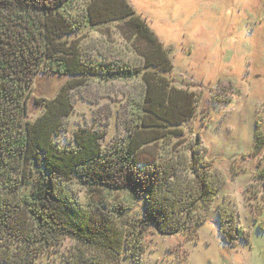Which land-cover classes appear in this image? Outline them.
Instances as JSON below:
<instances>
[{
  "label": "trees",
  "instance_id": "16d2710c",
  "mask_svg": "<svg viewBox=\"0 0 264 264\" xmlns=\"http://www.w3.org/2000/svg\"><path fill=\"white\" fill-rule=\"evenodd\" d=\"M75 1L0 0V264H35L64 238L78 244L64 264H144L150 226L162 236L197 237L226 183L200 135L186 140L183 126L199 95L172 84L169 51L145 21L127 0H90L77 14ZM112 22H119L123 43L107 52L69 39L84 26ZM38 72L73 78L29 121ZM94 80L137 82L117 113L122 133L106 146L103 132L82 127L72 145H60L55 138L68 128L71 92ZM254 138L259 153V122ZM257 178L264 187V169ZM74 184L126 193L143 202L144 214L126 215L131 208L122 200L84 205L69 188ZM217 218L224 243L249 240L230 200L218 205ZM255 220L264 232V218Z\"/></svg>",
  "mask_w": 264,
  "mask_h": 264
},
{
  "label": "rangeland",
  "instance_id": "374dc122",
  "mask_svg": "<svg viewBox=\"0 0 264 264\" xmlns=\"http://www.w3.org/2000/svg\"><path fill=\"white\" fill-rule=\"evenodd\" d=\"M89 1L76 0L75 14ZM127 1L168 49L173 63L168 74L172 84L199 95L195 115L183 126L186 140L203 134L209 146L216 148H213L216 158L210 156L208 148L206 153L226 179L216 195V204L230 200L238 224L250 233L248 241L240 239L235 246L224 243L218 233V205L214 204L195 238L183 234L162 236L150 226L143 236V263L264 264V232L255 220L256 216L264 218V187L257 178V173L264 169V148L254 153L253 146V150L241 153V145L246 147L252 129L255 134L256 122L264 134V0ZM118 24L84 26L69 39L107 52L123 43ZM72 78L38 72L28 99L26 119L36 120L44 111L39 104L55 98ZM136 88L137 82L94 80L72 91L75 101L68 128L55 140L62 146L72 145L75 132L90 127L104 133L102 143L108 146L122 133L117 113L127 94ZM69 188L84 205L122 200L131 208L126 215L144 214L143 202L130 199L126 193L90 192L80 184ZM73 248H78L77 242L64 238L60 245L41 253L35 264H64L66 254ZM121 264H129V259L124 258Z\"/></svg>",
  "mask_w": 264,
  "mask_h": 264
},
{
  "label": "crops",
  "instance_id": "0c3cea01",
  "mask_svg": "<svg viewBox=\"0 0 264 264\" xmlns=\"http://www.w3.org/2000/svg\"><path fill=\"white\" fill-rule=\"evenodd\" d=\"M254 123V122H253ZM254 125V124H253ZM252 135H251V138H250V141L248 142V144L246 145V147L245 146H242L241 145V148H242V150H241V153H246V152H248V151H251V150H253V146H254V130L252 129V133H251ZM205 136L202 134V141H203V143L207 146V148H208V153L210 154V156L211 157H214V158H216L218 155H216V153L215 152H213L214 151V149L213 148H215L214 146L212 147H210L209 146V143H207L206 141H205V138H204ZM218 137V136H217ZM216 138V137H215ZM249 139V138H248ZM220 142L222 143L223 141H222V139L220 140ZM216 149V148H215ZM236 154H239L238 153V151H236ZM242 155V154H241ZM234 159H236V157L234 158ZM233 159V160H234ZM221 191V190H220ZM219 191V192H220ZM218 192V193H219ZM216 200H217V196H216V199H215V201H214V204H216ZM213 204V205H214ZM216 205H218V203L216 204ZM218 208V207H217ZM212 211V210H211ZM216 213H217V211H216ZM217 215V214H216ZM217 221H218V218H217ZM219 233V232H218ZM220 235V234H219ZM221 237V236H220ZM221 240H222V237H221ZM223 241V240H222Z\"/></svg>",
  "mask_w": 264,
  "mask_h": 264
}]
</instances>
